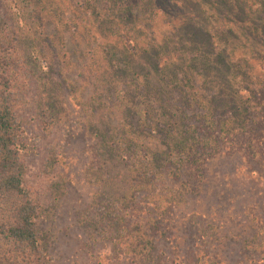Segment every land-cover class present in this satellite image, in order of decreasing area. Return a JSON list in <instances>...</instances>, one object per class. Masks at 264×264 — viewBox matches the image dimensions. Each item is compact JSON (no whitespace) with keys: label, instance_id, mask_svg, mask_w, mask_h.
Listing matches in <instances>:
<instances>
[{"label":"trees","instance_id":"trees-1","mask_svg":"<svg viewBox=\"0 0 264 264\" xmlns=\"http://www.w3.org/2000/svg\"><path fill=\"white\" fill-rule=\"evenodd\" d=\"M261 96L264 0H0V264L52 261L24 181L29 109L44 130L79 116L101 198L87 229L129 264H160L164 222L186 244L168 264H264V199L240 212L241 167L210 177L241 150L264 156Z\"/></svg>","mask_w":264,"mask_h":264},{"label":"rangeland","instance_id":"rangeland-1","mask_svg":"<svg viewBox=\"0 0 264 264\" xmlns=\"http://www.w3.org/2000/svg\"><path fill=\"white\" fill-rule=\"evenodd\" d=\"M177 13L173 11L169 15L170 18ZM262 98L264 96H261V100ZM258 102L254 107L260 108ZM259 111L256 110V116ZM23 112L22 118L29 144L28 150L22 155L24 181L39 197L45 210V218L40 220V229L49 237L51 264H129L132 255L125 254L124 247H118L107 239H99V235L87 229L88 219L99 214L94 198L98 201L101 198L97 195L98 188L85 181V171L92 158L93 142L83 132L79 116L72 115L70 123L57 125L52 130H44L32 109ZM50 147L59 154L58 164L52 169L43 166ZM263 158L264 156L251 155L241 150L235 156L224 158L211 167L210 177L215 176L222 184H225L223 176L226 173L233 175L236 167H241L238 176L231 178L232 190L242 195L237 208L240 212L251 204L252 198L257 194L260 195L257 197L258 201L264 199ZM248 170L255 171L251 185L245 184L246 178H240L246 175ZM241 180H244V183ZM191 181L193 186L195 181L192 178ZM236 182L249 187L240 188ZM175 183V180H171L168 184ZM167 224L169 223L164 222L162 227H159L165 228L166 225L167 229V233L158 236L159 244L155 250L162 260L160 264H168L171 258L186 255V244L170 239Z\"/></svg>","mask_w":264,"mask_h":264}]
</instances>
